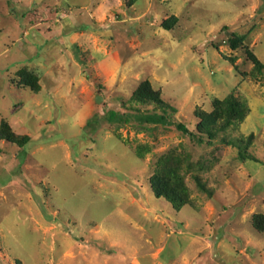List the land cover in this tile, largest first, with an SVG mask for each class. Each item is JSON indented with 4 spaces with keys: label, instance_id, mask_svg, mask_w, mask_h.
<instances>
[{
    "label": "rangeland",
    "instance_id": "374dc122",
    "mask_svg": "<svg viewBox=\"0 0 264 264\" xmlns=\"http://www.w3.org/2000/svg\"><path fill=\"white\" fill-rule=\"evenodd\" d=\"M247 50L264 64V0H0V125L31 138L0 141V264H264L252 223L264 214V68ZM145 81L192 131L215 99L250 113L203 144L175 127L108 124ZM249 138L254 161L221 141ZM137 146L151 152L139 159ZM171 152L193 164L181 210L149 184Z\"/></svg>",
    "mask_w": 264,
    "mask_h": 264
},
{
    "label": "trees",
    "instance_id": "16d2710c",
    "mask_svg": "<svg viewBox=\"0 0 264 264\" xmlns=\"http://www.w3.org/2000/svg\"><path fill=\"white\" fill-rule=\"evenodd\" d=\"M126 1L131 6L138 0ZM177 22L178 18L173 17L163 24V28L170 31ZM241 43L242 40L239 38L231 40V45L235 49ZM246 54L247 58L257 69L261 70L264 68V64L252 52L247 50ZM230 61L233 62V60ZM18 77L22 87L29 88L34 93L40 91L39 77L36 74L27 69H22L18 72ZM212 106L211 112H205L201 109H197L194 112L199 122L195 130L192 131L185 124L174 121V115L177 113L176 108L164 101L161 92L154 89L149 81H145L132 94L128 101V106L125 108L126 112L109 111L106 113V121L108 124L118 127L127 125L139 128H146L150 125L175 127L183 135L196 140L199 144H203L204 142L214 143L236 123L243 122L250 113L247 103L233 95L223 100L215 99ZM0 141H6L23 148L31 142V138L17 135L13 132L11 126L4 121L0 125ZM221 141L228 145L236 146L242 161H254V158L248 153L251 138H249L248 143L243 140L237 142L222 139ZM135 152L139 159H144L151 152V149L148 146H137ZM191 169H193V164L189 155L171 152L160 157L149 180L154 195L167 201L175 210H181L191 205V192L186 184L184 175V171H190ZM193 177L198 188L212 196V192L206 188L201 178L197 175ZM252 223L256 231L264 233V214L253 215Z\"/></svg>",
    "mask_w": 264,
    "mask_h": 264
},
{
    "label": "water",
    "instance_id": "95a60500",
    "mask_svg": "<svg viewBox=\"0 0 264 264\" xmlns=\"http://www.w3.org/2000/svg\"><path fill=\"white\" fill-rule=\"evenodd\" d=\"M99 102H100V99L98 98V99H97V103H99Z\"/></svg>",
    "mask_w": 264,
    "mask_h": 264
}]
</instances>
